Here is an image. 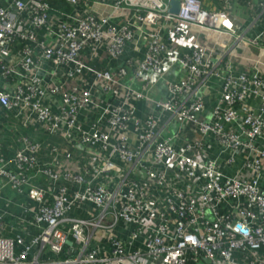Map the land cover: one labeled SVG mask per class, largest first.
Instances as JSON below:
<instances>
[{
  "label": "built area",
  "instance_id": "1",
  "mask_svg": "<svg viewBox=\"0 0 264 264\" xmlns=\"http://www.w3.org/2000/svg\"><path fill=\"white\" fill-rule=\"evenodd\" d=\"M171 1L0 0V122L61 139L0 148L37 229L0 232V264H264V0Z\"/></svg>",
  "mask_w": 264,
  "mask_h": 264
},
{
  "label": "crops",
  "instance_id": "2",
  "mask_svg": "<svg viewBox=\"0 0 264 264\" xmlns=\"http://www.w3.org/2000/svg\"><path fill=\"white\" fill-rule=\"evenodd\" d=\"M205 1V0H204ZM205 4L208 7H214L217 3L215 0H207ZM233 20L236 22H241L243 17L239 15L232 16ZM188 33L196 36L200 42L204 45L212 46L217 38L216 34L213 31L202 29L200 27L192 26L188 29ZM228 36H220L219 42L223 45ZM182 49L180 53H186L187 47L185 44H182ZM184 46V47H183ZM139 55L138 52L133 51L132 49H125L122 56L117 60H112L111 65L116 66L119 63L123 62L125 59ZM98 59H96L97 61ZM106 61H103L102 67H104ZM108 66V65H107ZM110 66V65H109ZM182 68L179 63H174L170 68H168L161 80H159L158 85L149 93L153 98H162L166 95V85L165 82L168 80L178 79L182 75ZM137 86V85H136ZM135 86V87H136ZM204 93V99L207 103V113L211 111V108L218 102L220 93H219V82L216 79L210 78L205 81L204 86L202 87ZM136 110L140 115L147 114H157V111L153 109L151 104L144 103L143 101H137ZM25 134L31 140L35 141H44L45 144H51L53 142H61V139L53 135H48L44 131H35L33 129H23L19 122L13 117L12 114H9L4 121L0 122V148L2 153L7 154L9 150L19 144L21 135ZM39 161L43 163L52 162L51 156L48 150V147H44L39 155ZM233 172L235 169L232 170ZM231 173V171H230ZM36 184L45 183L41 177H37L34 181ZM0 215L2 216V228L0 229L1 234L5 236L13 237L17 234H22L23 228L27 229V232H23L25 239H29L32 235L37 232V229L34 225V214L32 208L34 204L24 195L19 194L15 189H13L9 184L0 178Z\"/></svg>",
  "mask_w": 264,
  "mask_h": 264
},
{
  "label": "trees",
  "instance_id": "3",
  "mask_svg": "<svg viewBox=\"0 0 264 264\" xmlns=\"http://www.w3.org/2000/svg\"><path fill=\"white\" fill-rule=\"evenodd\" d=\"M51 4L56 7L65 8L63 0H51Z\"/></svg>",
  "mask_w": 264,
  "mask_h": 264
},
{
  "label": "water",
  "instance_id": "4",
  "mask_svg": "<svg viewBox=\"0 0 264 264\" xmlns=\"http://www.w3.org/2000/svg\"><path fill=\"white\" fill-rule=\"evenodd\" d=\"M177 10H178V1L177 0H172L171 1V9H170V11L176 13Z\"/></svg>",
  "mask_w": 264,
  "mask_h": 264
}]
</instances>
